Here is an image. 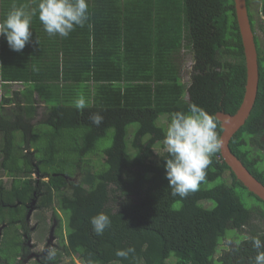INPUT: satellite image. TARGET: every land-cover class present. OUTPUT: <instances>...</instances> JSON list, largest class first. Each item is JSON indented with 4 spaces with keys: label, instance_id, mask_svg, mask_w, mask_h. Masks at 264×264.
Segmentation results:
<instances>
[{
    "label": "trees",
    "instance_id": "obj_1",
    "mask_svg": "<svg viewBox=\"0 0 264 264\" xmlns=\"http://www.w3.org/2000/svg\"><path fill=\"white\" fill-rule=\"evenodd\" d=\"M38 2L0 0V22L14 5L30 10ZM30 30L31 42L19 53L0 36V167L13 178L12 192L0 181V222L8 224L0 257L10 261L20 253L16 243L26 228L12 223L23 207L16 202L36 194L44 208L58 194L64 218L55 210L54 216L65 254L82 264H254L251 238L264 241V202L236 179L220 151L212 156L206 181L185 198L171 194L165 171L169 154L155 159L156 147L165 149L171 113L186 112L195 103L216 117L221 137L217 114L234 115L242 103L246 67L234 0H89V21L67 38L50 37L38 12ZM71 44L75 48L68 50ZM186 53L196 61L189 85L182 81ZM11 83L28 89L12 93ZM80 99L83 109L77 108ZM41 103L50 109L44 124L55 130L43 147L59 152L37 161L30 145L38 124L31 121ZM97 112L104 116L99 126L90 120ZM263 113L262 69L255 107L230 149L264 184L247 142L248 137L255 142ZM76 129L87 131L83 144L66 150L64 138ZM111 130L112 145L100 157L103 169L85 165ZM19 132L27 141L28 152L21 157L25 163L9 166L16 159ZM76 155L78 163L71 162ZM32 174L49 181H37ZM15 204V210L8 207ZM101 212L111 225L98 236L90 218ZM233 233L236 240L218 258ZM130 247L135 252L127 259L115 255Z\"/></svg>",
    "mask_w": 264,
    "mask_h": 264
},
{
    "label": "clouds",
    "instance_id": "obj_2",
    "mask_svg": "<svg viewBox=\"0 0 264 264\" xmlns=\"http://www.w3.org/2000/svg\"><path fill=\"white\" fill-rule=\"evenodd\" d=\"M37 12L44 31L50 37L59 35L67 38L77 27L83 28L89 21V0H39L38 7L30 10L14 5L0 22V36L6 38L11 50L22 52L31 42L33 32L30 29ZM84 107L85 101L78 100L77 108ZM170 117L163 140L164 150L169 154L165 163L166 179L171 194L185 198L206 181L212 156L222 149L223 140L217 133L216 117L195 103L190 104L186 112L176 111ZM90 120L99 126L104 116L99 112L93 113ZM90 223L93 232L99 236L110 227L111 219L101 212L91 217ZM251 243L257 251L254 264H264V241L255 236L251 238ZM134 252L135 249L130 247L118 249L115 255L127 259ZM53 255L50 250L49 258Z\"/></svg>",
    "mask_w": 264,
    "mask_h": 264
},
{
    "label": "rangeland",
    "instance_id": "obj_3",
    "mask_svg": "<svg viewBox=\"0 0 264 264\" xmlns=\"http://www.w3.org/2000/svg\"><path fill=\"white\" fill-rule=\"evenodd\" d=\"M192 62H194L193 60V56L190 55V54H185V57H184V67L182 69V78H183V83L186 84V85H189L190 82H191V78H192V67L193 65L191 64ZM15 90L17 89V86L13 87ZM12 88V89H13ZM39 110L41 111V114L45 111L48 110V107L47 106H43V105H40L39 106ZM40 114V115H41ZM41 118V117H40ZM39 118V119H40ZM163 123L167 124V117L166 116H162L161 120ZM161 123V122H160ZM168 127V124L166 125ZM36 129H34V134H35V138L34 140L31 142V147H33L37 153H36V160L37 161H40V160H43L42 158H46V157H49L50 155H53V154H56L57 152L59 151H55V150H52L51 148H48V147H43L44 144H47L48 141L51 139V137L54 135V132L55 130L50 127L49 125H45L44 123L43 124H40L38 126L35 127ZM129 133H130V137L132 138V134L133 132L136 130L135 126H132L130 127L129 129ZM86 130L85 129H76V130H72V131H69V135L66 136L64 138V147L66 150H69V147L70 145H74L75 147H80L82 146L83 144V138L86 134ZM23 133L24 132H19L15 135V139H14V155H15V151H16V155H15V160H11L8 165L9 166H14V165H22L24 164L25 162L22 163L21 161V157H23V155H26L27 154V141L26 139L24 138L23 136ZM63 133V132H62ZM113 134H114V131L111 130L108 132L107 136L100 140L98 143H97V150L94 154H91V158L92 160H90L89 162L85 163V165H90V166H93V168H101L103 169L104 165H103V162H102V159L100 158L103 154V150L110 147L112 145V142H113ZM0 145L1 147L4 146V144H2V136L0 135ZM0 147V148H1ZM43 148V149H41ZM163 152H165L164 149L162 148H158L156 147L155 149V159H159L160 156L163 154ZM92 155H96V156H92ZM3 157H4V153L3 151H1L0 149V164L2 163V160H3ZM78 158H79V155H76V156H73L70 160L71 162L73 161L74 163H78ZM34 162H31L30 164L32 165ZM42 164V163H41ZM50 172H53L52 168L49 169ZM67 172H71V174L73 173V169L71 170V168H68L67 169ZM11 174V173H10ZM229 174H227V177H228ZM13 176H16L13 175ZM32 177L35 178V180L37 179H40V176L39 175H36V174H32L31 175ZM41 180V179H40ZM0 181L3 182V185L5 186V188L10 191L11 190V187L13 185V178L10 177L9 173L7 172V170L3 169L0 167ZM42 181H49L47 180L46 178H42ZM229 181L231 182V179H229ZM12 192V191H10ZM8 192V193H10ZM7 195H10V194H7ZM12 196H14L13 194H11ZM245 197L248 199V195L246 193H244ZM60 195L58 194H53L52 195V198H51V201L49 200L48 202V206L47 207H44L45 209H43L42 211H38V212H33V217L31 218L30 220V226L33 227L37 221L41 220V221H44L40 228L39 231H37V233H32L30 235V238L33 240L32 243H35V244H39L37 245V257L39 259V263L40 264H53L54 262L55 263H58V262H61L59 264H82L80 262V260H78L77 262V257L74 256L72 258H68V256L66 254H64L63 256L60 255L62 252H60L59 250H61L63 248V243H59L58 241V249L56 247H52L49 249V252L50 250L51 251H54V255L56 253H60V254H56L55 256L53 255V258L52 260H50V258L48 259V256H49V253L44 249V245L46 244V237L48 238L49 235L48 234V230H49V227H51V224H52V218H53V213H54V210L59 212V215L60 217L63 219L64 217L62 216V212L59 210V200H60ZM26 195L24 196V199H26ZM17 200V199H16ZM211 203H207V206H210ZM40 222V221H39ZM63 223L65 224V220L63 221ZM65 232V230H64ZM9 235V233H8ZM14 236H17L16 233H13ZM66 235V234H65ZM236 233H233L229 236V238L223 242V247H222V250L217 254V257L219 258L223 251L224 250H228V248H230L233 240H236ZM50 238V237H49ZM65 242L67 243V239L65 240ZM61 248V249H60ZM17 251V250H16Z\"/></svg>",
    "mask_w": 264,
    "mask_h": 264
},
{
    "label": "flooded vegetation",
    "instance_id": "obj_4",
    "mask_svg": "<svg viewBox=\"0 0 264 264\" xmlns=\"http://www.w3.org/2000/svg\"><path fill=\"white\" fill-rule=\"evenodd\" d=\"M246 3L251 28L254 33L255 44L258 54L259 72L261 74L262 69L264 70V0H246ZM191 64L194 67L196 65V61L194 60V62H192ZM183 65L184 59L182 61V69L184 67ZM261 118L262 119L257 127L258 132L255 142L252 141V137H248L247 142L249 143L250 155L251 157H255L254 161L257 162L256 166L260 169L259 171L261 174H263L262 177L264 179V113ZM40 179L42 178L40 177ZM40 179H38L37 181H40ZM46 179L49 180L48 178ZM39 203L40 197H38L36 194H34V198L27 202H16L17 205H21L23 207L21 209V213L18 219L12 223H18V225H23L26 228L25 230L20 231L22 235L21 241H17L16 243L20 247V253L18 255L16 254V256H13V260L11 259L10 261L3 260L0 257V264H40L36 252L38 247L37 245L39 244L32 243L33 240L30 238V235L32 233L35 234L37 233V231L40 230L41 226L43 225L42 223L44 222L39 220L40 222L37 221L33 227L30 226V220L33 217V214L35 212H40L45 209L42 208ZM16 204L8 207L13 208L15 210L17 206ZM7 226L8 224L6 220L0 222V242L2 238H4L3 231L7 228ZM47 235H49L50 238L46 237V244L44 245V249L49 253V249L52 247H56L58 249V241L59 243H62L60 237V222L54 216V213L52 218V224L51 227H49ZM59 251L65 254L64 248ZM52 258H50V260H52ZM68 258L70 257L68 256ZM61 262H54L53 264H59Z\"/></svg>",
    "mask_w": 264,
    "mask_h": 264
},
{
    "label": "water",
    "instance_id": "obj_5",
    "mask_svg": "<svg viewBox=\"0 0 264 264\" xmlns=\"http://www.w3.org/2000/svg\"><path fill=\"white\" fill-rule=\"evenodd\" d=\"M234 3L245 58L246 86L242 103L234 115L225 112L217 114V119L223 130L221 134L223 145L220 154L236 179L241 182L248 192L264 202V184L251 174L230 149L233 137L245 126L255 107L260 82L258 54L248 16L247 3L246 0H234Z\"/></svg>",
    "mask_w": 264,
    "mask_h": 264
},
{
    "label": "crops",
    "instance_id": "obj_6",
    "mask_svg": "<svg viewBox=\"0 0 264 264\" xmlns=\"http://www.w3.org/2000/svg\"><path fill=\"white\" fill-rule=\"evenodd\" d=\"M102 3V1H100V4ZM75 47L71 44L70 46H69V48H68V50H71V49H74ZM9 54V53H8ZM7 54V55H8ZM16 87L17 86V89L15 90L13 87ZM13 88V89H12ZM28 89V87H26V86H23L22 84H16V83H11V86H10V92H12V93H15V92H17V93H23V92H25L26 90ZM20 97H22V96H20ZM19 97V98H20ZM34 98L38 101V104H39V97H38V95L37 94H35L34 95ZM41 105H43V106H47L46 104H44V103H41ZM48 107V106H47ZM7 109H9V107H7ZM48 110H49V108H48ZM48 110L47 111H45V114L43 115V116H40V114H41V111L39 110V112H40V114H38L32 121H31V124L32 125H36V124H38L39 125V123L41 122V124L42 123H44V121H45V116L47 115V113H48ZM41 117V118H40ZM40 118V119H39Z\"/></svg>",
    "mask_w": 264,
    "mask_h": 264
}]
</instances>
